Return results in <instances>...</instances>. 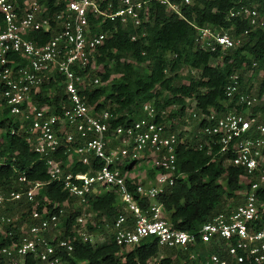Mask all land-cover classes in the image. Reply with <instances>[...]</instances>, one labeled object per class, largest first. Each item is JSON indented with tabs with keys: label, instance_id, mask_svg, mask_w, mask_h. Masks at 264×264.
Listing matches in <instances>:
<instances>
[{
	"label": "built area",
	"instance_id": "1",
	"mask_svg": "<svg viewBox=\"0 0 264 264\" xmlns=\"http://www.w3.org/2000/svg\"><path fill=\"white\" fill-rule=\"evenodd\" d=\"M157 1L180 17V4L192 3V0ZM0 13L3 16L0 22V109L8 108L9 114L18 121V130L27 129L30 149L45 156L49 181L60 182L63 190L86 207L88 195L113 191L121 211L107 227L122 249L130 250L151 237L159 248L188 251V258L192 260L197 254L189 246L199 241L218 248V252L206 256L208 264H264V201L259 198V190L264 187V92H259V80L264 71L255 72V61L250 69L243 65L229 75L224 87L225 98L219 108L212 106L202 111L196 101L186 100L185 122L191 119L194 123L182 129L186 136L192 132L187 145L204 149L213 156L220 155L223 165H233L243 171L242 188L236 191L240 203L229 211L215 214L193 234L173 227L168 212L158 201L175 179L183 176L177 171L176 150L185 143V136L179 137L181 131L171 128L174 120L158 121L153 104L146 102L140 118L129 125L111 128L112 115L107 110L96 112L81 96L92 83L100 84V78L91 71L99 47L115 31H103L92 21L99 19L103 23L118 19L120 23L140 25L147 20L144 2L69 0L63 8L50 13L47 6L37 0H23L21 4L15 0H0ZM232 18L248 21L251 30L264 25V16L255 6L241 5L230 10L227 19ZM192 26L196 29L197 47L217 52L220 57L241 46L249 33L246 29L233 35V27L223 29L210 24L192 23ZM33 31H43L50 36L39 42L28 37ZM58 78L68 101L60 114L55 113L51 105L39 106L34 100L42 83ZM62 149L67 153L64 166L60 159L53 157ZM145 156H149L157 170L154 182L135 183L121 172V166L137 164ZM72 158L89 165L90 170L73 172L76 162L69 164ZM92 159L101 166L93 169ZM0 164H5L1 146ZM17 181L25 182L26 178L19 175ZM129 182L134 185L133 190L129 189ZM43 184L30 182L25 190L0 188V235L12 236L15 226L14 215L5 210L7 204L21 199L34 202ZM144 200L149 203L141 205ZM36 205L33 204L29 212V218L35 222L28 225L23 222L25 225L19 226V238L0 248L7 264H25L28 256L39 259L42 264H62L61 253L73 251L71 238L61 237L63 207L58 213H52L46 206L38 210ZM80 211L71 231L82 242L91 241L85 228L95 213ZM57 229H60L58 237L49 236L50 231ZM153 261L151 258L147 264Z\"/></svg>",
	"mask_w": 264,
	"mask_h": 264
},
{
	"label": "trees",
	"instance_id": "2",
	"mask_svg": "<svg viewBox=\"0 0 264 264\" xmlns=\"http://www.w3.org/2000/svg\"><path fill=\"white\" fill-rule=\"evenodd\" d=\"M15 1L19 4L23 2ZM37 1L47 6L51 13L63 8L69 0ZM113 1L116 3V0ZM139 1L144 2L147 13V20L140 25L120 23L118 19L105 20L103 23L99 19L92 21L103 31H115L99 47L93 64V67L101 69L94 74L100 78V84L92 83L81 92V96L89 105L94 106L96 112L107 110L112 115L109 121L111 128L129 125L140 118L143 115L142 106L146 102L153 104L158 113L157 120L163 122H172L174 118L182 117L187 99L196 101L202 111L212 106L219 108L225 98L224 87L231 73L243 65L247 70L250 69L252 61L257 63L255 72L264 71V25L251 30L246 20L227 19L229 11L241 5L255 6L260 15L264 16V0H192L190 4H180L182 17L157 0ZM2 18L0 13V22ZM192 23L199 26L210 24L223 29L233 27V35L246 29L249 33L241 46L226 51L220 57L217 52L203 51L197 47L196 29ZM49 36V33L43 31H33L28 35L39 42L47 40ZM128 57L130 61L125 60ZM112 76H116V81L108 85ZM259 85V92H264V74ZM34 100L39 106L51 105L57 114L62 112L64 105H68L60 78L42 83L41 91L34 96ZM168 108L171 109L167 111ZM161 111H165L164 114ZM171 128L175 129L174 123ZM12 130L15 132L12 133ZM191 135L192 132L187 136L184 131L179 132V137L185 136V143L178 145L176 150L177 171L183 176L176 178L173 186L161 194L158 201L168 212L173 227L195 234L215 214L229 211L240 203L236 191L242 188L240 176L243 171L233 165H223L220 155L213 156L204 149L187 145ZM28 138L27 129L18 130V121L3 106L0 109V146L5 164H0V188L25 190L30 182L40 181L44 184L34 202L21 199L7 204L5 210L14 215L15 226L12 228V236L0 235V248L19 238V226L23 222H35L29 218L33 204H37L38 210L46 206L52 213H58V209L64 208L66 204L69 210L65 208L67 213L60 218L61 237L71 238L74 247L70 254L61 253L64 264H147L149 259L159 255V246L151 237L130 250L122 249L114 242L107 226L113 223L121 206L113 191L87 196V209L95 213L97 221L92 224L88 222L86 226L91 230L105 231L106 239L102 242H82L71 231L80 213V209L72 210L70 207L76 201L75 197L63 190L60 182L49 181L45 156L30 149ZM53 157L60 159L63 166L67 162L65 149ZM91 164L93 169L101 166L95 159L91 160ZM133 164L135 162L121 166V172H126ZM88 170L89 165L80 162H76L72 168L73 172ZM19 175L25 176L26 181L18 182ZM128 187L133 190L134 185L129 182ZM259 198L264 201V187L259 190ZM230 199L232 201L228 203ZM147 203L149 200H144L141 205ZM189 247L197 254L195 259L188 258V251H179L182 258L186 259L185 262L190 261L189 264H208L205 262L206 256L218 252L216 246L199 241ZM173 262L171 256L167 255L154 260L152 264ZM0 264H7L2 254ZM25 264L42 263L28 256Z\"/></svg>",
	"mask_w": 264,
	"mask_h": 264
},
{
	"label": "rangeland",
	"instance_id": "3",
	"mask_svg": "<svg viewBox=\"0 0 264 264\" xmlns=\"http://www.w3.org/2000/svg\"><path fill=\"white\" fill-rule=\"evenodd\" d=\"M125 60L126 61H130L131 59L128 57V58H125ZM140 66L144 67V65H140ZM97 70H101V69L99 67L98 68L93 67L92 68V71H91L92 72V75L96 74ZM184 72H185V70H184ZM114 81H116V76H112V79H110L107 84L109 85V84H111ZM103 84H105V83H103ZM165 95H167V94H165ZM170 109L171 108H168L167 111L170 110ZM187 117H188V114H184V117H180V118L176 117V118H174V128L177 131H182V129L184 127L190 128L191 126L194 125V123H193V121L191 119H188V121L185 122V119ZM185 125H187V126H185ZM110 138H111L110 141H112L113 140L112 137H110ZM75 162H76L75 158H72L70 160L69 164L72 165ZM140 163H142V161ZM143 165H144L143 163L136 165L135 171L137 170V173L138 174L141 173V171H142V169H140L141 167L143 169L148 168V165H144V166ZM150 165H152V163ZM67 168H69V167L66 166V169ZM129 170H127V171H129ZM131 174L134 175L133 172ZM127 177H129L130 179H134L133 177L129 176L128 173H127ZM231 201L232 200L230 199V201L228 203H230ZM64 206L65 207L63 208L64 210H63L62 216H64L67 213V211L69 210L68 209V206L66 204ZM70 207H71L72 210H76V209H80L81 210L82 209V210L86 211L87 213L91 212L90 210L87 209V207L84 204H80V202L77 201V200L76 201L74 200L73 203L70 205ZM65 208L67 209L66 212H65ZM104 218L106 219V217H104ZM95 220L97 221V219H95V216H94V217H92V220H90V222H93L94 223ZM101 221L106 222V220H102V219H101ZM26 225H28L27 222H26ZM85 231H86L87 237L90 238V240L92 242H96V241L102 242V241H104L106 239L105 231H102L100 229L91 230V229L85 228ZM59 232H60V229H57V230H54V231H50L49 232V236H51V237H55V236L58 237L59 236ZM160 255H166V256L167 255H170L172 257L173 261H174L173 262L174 264H189V262H190V261L188 263L185 262L186 259L185 258H182L181 254H179V249H177V248L160 247L159 248V255H158V257ZM158 257H153L152 260L158 259ZM62 264H64V263H62Z\"/></svg>",
	"mask_w": 264,
	"mask_h": 264
},
{
	"label": "crops",
	"instance_id": "4",
	"mask_svg": "<svg viewBox=\"0 0 264 264\" xmlns=\"http://www.w3.org/2000/svg\"><path fill=\"white\" fill-rule=\"evenodd\" d=\"M142 161V163L144 164V165H148V168H145V169H143L142 167L140 168V169H142V171H141V173H137V170L135 171V167H136V165H138V164H142V163H140ZM140 162H138L137 164H135L134 166H130L129 168H128V170L129 171H127L126 173H125V175L127 176V173H128V175L129 176H131V177H133L134 179H131L132 181H134L135 183H141V184H149V183H152V182H154V180H155V176H156V174H157V170H156V168L153 166V164L152 165H150L151 164V159L149 158V156H145L142 160H141ZM143 165V166H144ZM154 171H155V173H154ZM134 173V175H132L131 173ZM129 178V177H128ZM130 179V178H129Z\"/></svg>",
	"mask_w": 264,
	"mask_h": 264
}]
</instances>
